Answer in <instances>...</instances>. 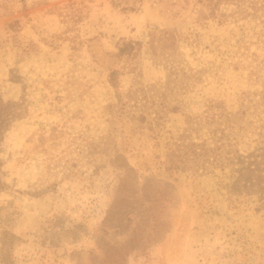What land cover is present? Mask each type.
<instances>
[{
  "label": "rangeland",
  "instance_id": "obj_1",
  "mask_svg": "<svg viewBox=\"0 0 264 264\" xmlns=\"http://www.w3.org/2000/svg\"><path fill=\"white\" fill-rule=\"evenodd\" d=\"M206 4L0 0V96L10 112L0 121V264H264L257 195L236 192L228 168L169 174L162 163L210 100L237 110L243 93L264 89L255 62L263 23L231 5L227 18L212 17ZM155 27L183 35L178 61L199 72L170 95L178 108L152 132L107 105L112 69L121 91L166 82L167 66L146 46L131 60L117 55L122 38L145 40ZM55 125L61 137L39 145ZM256 138L245 135L243 153ZM4 229L18 239L1 260Z\"/></svg>",
  "mask_w": 264,
  "mask_h": 264
},
{
  "label": "trees",
  "instance_id": "obj_2",
  "mask_svg": "<svg viewBox=\"0 0 264 264\" xmlns=\"http://www.w3.org/2000/svg\"><path fill=\"white\" fill-rule=\"evenodd\" d=\"M200 1L207 2L212 17L227 18L232 13L226 12L222 6L231 5L235 7L233 13L258 18L264 25V0ZM182 37L176 30L155 27L147 32L145 40H120L117 45L118 56L131 60L146 46L154 61L163 62L167 66L168 74L163 86L137 82L127 91H121L122 72L112 69L109 82L116 89V100L107 105V111L113 118L128 119L140 127L145 125L153 132L168 112L178 108L171 105L170 95L189 88V80L195 77V72H199L188 71L178 61ZM260 41L264 42V33ZM240 56L241 61L246 59L243 58L246 56L244 52ZM255 62L258 66L264 65V56ZM130 66L134 67L132 64ZM8 114L9 104L0 96V121ZM58 128V125L53 126L49 135L42 133L38 139L39 145L44 146L49 140L61 137ZM247 133L256 134L257 138L253 141L260 144L243 153L241 145ZM162 163L169 174L190 171L204 175L228 168L234 175V190L245 196L257 195L260 204L256 209H259L264 204V89L254 96L243 93L237 110L225 109L215 100H210L202 113L187 117L184 129L167 146ZM2 166L0 157V171ZM17 239L15 233L4 229L1 236V260H4L7 249L10 250Z\"/></svg>",
  "mask_w": 264,
  "mask_h": 264
}]
</instances>
